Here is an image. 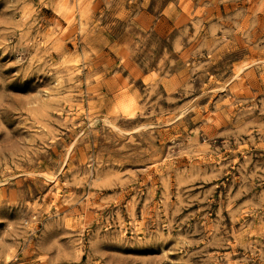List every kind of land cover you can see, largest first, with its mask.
<instances>
[{
    "label": "rangeland",
    "instance_id": "374dc122",
    "mask_svg": "<svg viewBox=\"0 0 264 264\" xmlns=\"http://www.w3.org/2000/svg\"><path fill=\"white\" fill-rule=\"evenodd\" d=\"M0 264H264V0H0Z\"/></svg>",
    "mask_w": 264,
    "mask_h": 264
}]
</instances>
